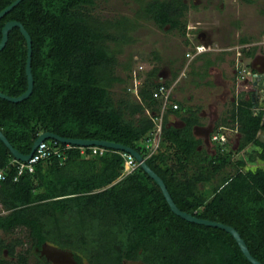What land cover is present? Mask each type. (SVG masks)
<instances>
[{"label":"trees","instance_id":"trees-1","mask_svg":"<svg viewBox=\"0 0 264 264\" xmlns=\"http://www.w3.org/2000/svg\"><path fill=\"white\" fill-rule=\"evenodd\" d=\"M12 1L0 0V10ZM96 3L20 0L0 17V38L7 20H19L28 31L33 76L26 98L0 97V130L23 153L45 130L133 147L163 179L180 209L232 225L264 264V167L244 171L232 158L249 143L264 146L257 139L264 127L262 110L256 113L240 93L229 110L235 142L218 143L210 154L198 148L201 140L192 135L196 111L171 93L157 146L148 155L146 144L162 105L153 92L171 82L158 79V65H153L137 92L131 83L124 84L133 70L129 60H118L121 48L116 45L130 39L133 26L124 16L96 13ZM187 8L185 0H147L139 12L159 28L184 33ZM256 48L241 49L250 57ZM25 61V37L13 26L0 49L1 92L16 96L26 89ZM118 84L119 92L114 89ZM172 112L182 114L184 126L167 124ZM13 157L0 139V168L7 173L0 179V264H30L31 257L33 264H49L36 250L42 242L71 250L78 264H122L124 259L141 264H252L225 229L175 214L157 182L139 164L127 172L115 148L99 153L72 146L64 156L39 160L33 171L16 179V164L9 162ZM229 164L234 170L225 175L221 171Z\"/></svg>","mask_w":264,"mask_h":264},{"label":"rangeland","instance_id":"rangeland-1","mask_svg":"<svg viewBox=\"0 0 264 264\" xmlns=\"http://www.w3.org/2000/svg\"><path fill=\"white\" fill-rule=\"evenodd\" d=\"M145 1L147 0H97L94 9L103 17L124 16L129 21V25L133 26L128 31L130 39L126 40V43L116 45L117 48H121L118 53V60L125 63L129 60L131 63L132 76L129 74L130 77L124 84L129 85L131 83L130 87L133 92H137L146 72L153 65L159 66L157 77L159 74L164 77L165 70H162L165 68L164 66L174 64L177 66V71L174 69L173 74L181 71V77L177 81L179 83L173 81V78L168 79L173 84L172 93H177L179 98L180 96H187L190 92L196 97L199 96L200 99L202 97L207 98V91L202 92L199 88L193 90L191 84H186V80L193 76L190 67L183 69L181 67L182 62L187 57L185 52H191L196 43H203L202 41L208 40L207 49H221L223 47L232 48L234 54L239 52L237 55L241 65L238 68H241L246 67L245 65L249 60L241 48L255 45L256 51L258 48L264 49V0H185L188 8L185 12L184 33L179 29L168 30L167 26L163 28L156 26L151 19L139 12L140 6ZM241 37H247L249 41L240 42L239 38ZM219 52L221 53L222 50ZM208 55L210 54L205 56ZM137 63L142 64L143 69L138 70ZM117 71L125 77L124 69L119 67ZM240 74L238 69V73L233 78L237 77V80H241ZM120 87L121 84H118L114 89L119 92ZM179 91L183 95L179 94ZM229 97L228 95L227 103ZM235 136L236 134L230 138V141H235ZM228 170L233 171L234 168L227 165L221 172L226 175ZM218 179L216 177L213 181H218ZM34 260L35 258L31 257L29 263L33 264Z\"/></svg>","mask_w":264,"mask_h":264},{"label":"crops","instance_id":"crops-1","mask_svg":"<svg viewBox=\"0 0 264 264\" xmlns=\"http://www.w3.org/2000/svg\"><path fill=\"white\" fill-rule=\"evenodd\" d=\"M202 42L206 45L209 41ZM193 50L194 47L192 48V51L189 52L192 55ZM220 50H222L221 53L219 52ZM255 52L257 53L256 50L254 53ZM238 53L239 52L234 54L232 48L227 49L222 47L221 49H207L195 54L193 57H186L184 62H182L183 65L181 64L182 69L190 67L193 76L186 80V84H191L193 90L199 88L202 92L207 91L208 96L207 98L202 97L200 99L199 96L196 97L195 94L191 92L188 93L187 96H180V98L179 95L174 92L173 96L176 95V99L184 101L192 110L196 111L197 122L191 127L192 135L201 140L198 148H204L205 150H203L210 154L214 152V148L218 143H222L221 140L218 141L217 139H213V134L222 132L229 139L237 134L235 123L229 121V110L232 107L233 102L236 101L238 95L244 92L245 89V82L243 80H237V77L233 78L234 75L238 73L239 68L237 63L241 62L238 58ZM207 54L210 55L205 56ZM164 67L165 68L162 70H165V75L164 77H161L162 75L159 74L158 79L165 80L173 78L172 71L176 69L177 66L174 64H172V66L171 64H168ZM159 72L162 73V71ZM180 74L181 71L177 72V76L173 81L176 80L177 82L181 77ZM195 78H197V80H195ZM179 94L183 95L180 91ZM228 95L230 97L227 103L226 99ZM212 104H214V106H212ZM181 115V113H168L166 117L167 124L175 127L184 126V120Z\"/></svg>","mask_w":264,"mask_h":264},{"label":"water","instance_id":"water-1","mask_svg":"<svg viewBox=\"0 0 264 264\" xmlns=\"http://www.w3.org/2000/svg\"><path fill=\"white\" fill-rule=\"evenodd\" d=\"M18 1H20V0H13L9 4H7L4 8H2L0 10V17L3 16L7 11H9ZM13 26L19 27V30L23 34V36L25 37V41H26L25 73H26V77H27V87L22 93H20L16 96L8 95V94L0 91V97L8 99L10 101H19V100L26 98L31 93L32 87H33V76H32L31 67H30L31 37H30L28 31L26 30V28L23 26V24L19 20H14V19L7 20L1 28L0 49L4 46V44L7 40L9 29H11ZM244 82H245L244 84H250L251 87H258V88L262 87L263 83H264V69L252 72L247 78L244 79ZM260 107L263 108L264 106L261 105L259 107H256L257 108L256 113L259 111ZM252 108L253 109L255 108L253 99H252ZM262 123L264 124V120H262ZM48 138L55 139L59 142L70 143V144H75V145H103L106 147L120 149V150H124V151L131 153L136 158V160L138 161V164L157 182V184L159 185L170 209L175 214H178L181 217H183L184 219L189 220V221L203 223L206 225L217 226V227L225 229L226 231H228L229 233H231L234 236V238H235L236 242L238 243L241 251L243 252V254L247 257V259L252 264H263L260 260H258L256 257H254L250 253L248 246L246 245L244 239L240 236V233L232 225L226 224L224 222L217 221V220L199 217V216L194 215L190 212H187V211L180 209L176 205L174 200L172 199L163 179L153 169H151L149 167V165L147 164V162H146L145 158L142 156V154L139 151H137L136 149H134L133 147L125 145V144L120 143V142L109 141V140H105V139L65 137V136H61L57 133L45 130V131L40 132L38 134V136L35 138V140L32 143L30 151L28 153H23V152L19 151L18 149H16L10 143V141L7 139V137L3 134V132L0 130V139L9 148L12 155L18 159H21V160H25V159L29 158L30 155L32 154L33 150L37 146V144L41 140L48 139ZM257 139L261 142H264V129L261 131L260 130L258 131ZM256 147H258V145H256L255 143H250V144H248V146H246L244 148L243 151L250 153V152H252V148H256ZM245 158L248 159L247 154L245 155ZM238 159L243 160L241 153L238 155ZM258 161L260 163L258 166L264 167V160L259 158ZM251 163L253 165H255V166L251 167V170H255L257 165L255 164L254 161H251ZM36 250L39 251V255H42L45 258L50 259L54 263L78 264L77 261L75 260L74 256H73V253L71 250L58 247V246L51 244L49 242H42L40 247L39 248L37 247ZM140 263H141L140 260H135V259H125L122 262V264H140Z\"/></svg>","mask_w":264,"mask_h":264},{"label":"built area","instance_id":"built-area-1","mask_svg":"<svg viewBox=\"0 0 264 264\" xmlns=\"http://www.w3.org/2000/svg\"><path fill=\"white\" fill-rule=\"evenodd\" d=\"M208 48V45H205L204 43H198L195 44L194 46V50H193V55L189 52L186 53L187 57H193L195 54L200 53L205 51ZM138 64V70L143 69V65L140 63ZM238 67L239 65H241V62L237 63ZM239 71L241 72L240 77L241 80L244 81V79L246 78L244 73L245 69L243 67L239 68ZM135 78V76H133ZM176 81V80H175ZM173 84H169L168 86H165L163 84L159 85L158 90H155L153 92L154 96H158L159 98L162 99V105H161V110L160 113L158 114L157 117V122L155 125V132L153 134V137L151 138V140L148 141V143L146 144L149 152L148 155L156 148L158 140H159V136H160V130H161V117H162V111L165 108L166 104H168L170 102V94L172 93V89H173ZM244 86L246 87H250V84H244ZM173 107H176L177 104L173 103L172 104ZM213 139H217V140H221L223 141L225 139V135L224 133L220 132V133H215L212 135ZM72 146H79L81 148V150L83 151L84 146H88L92 149V152H103L104 150H106V146L103 145H75V144H70V143H64V145L58 144L57 141H54L52 144H49L47 141L41 140L37 146L35 147V149L33 150L32 154L30 155L29 158L25 159V160H21L18 159L16 157H13L9 162H14L16 164V173L14 175V179L17 178V176L23 172V171H28L31 172L34 170V165L35 163H37L39 160L48 158L50 156H64V151L65 149L72 147ZM117 152H119L123 158H124V165L126 168V171L129 172L131 170H133L137 165H138V161L136 160V158L129 152L124 151V150H120V149H115ZM6 168L2 167L0 168V179L4 178L6 176Z\"/></svg>","mask_w":264,"mask_h":264},{"label":"flooded vegetation","instance_id":"flooded-vegetation-1","mask_svg":"<svg viewBox=\"0 0 264 264\" xmlns=\"http://www.w3.org/2000/svg\"><path fill=\"white\" fill-rule=\"evenodd\" d=\"M246 67H243L245 69L244 75L247 78L252 72H255L257 70H261L264 69V49H257V53H253V56H251L249 58V60L247 61ZM247 74V75H246ZM244 96L246 98H248L251 103H252V99L254 102V109L256 111V107H259L261 105L264 106V83L263 86L258 88V87H246L244 89ZM262 110V120H264V107L259 109V111ZM264 127H262L261 129H259L260 131L263 130ZM258 133V132H257ZM230 141L229 138H227L225 136V139L222 141ZM259 141V140H258ZM235 142V141H234ZM260 143L264 144V142L259 141ZM255 143V142H252ZM235 144V143H234ZM233 144V142L231 143V146L235 148V145ZM250 144V143H249ZM256 145H258V147L256 148H252V152L248 153V152H244V148L246 146H248V144L246 146H244L242 149H240L238 152H234L232 155V158L235 160H239L240 164H238V166L240 167V169L246 171V170H251V167L255 166L251 163V161H254L255 164L257 165L256 169L259 168L260 166H258L260 163L258 161V159H262L264 160V146H262L261 144L255 143ZM242 154L243 160L238 159V155ZM248 155V159L245 158V155ZM231 165V164H229ZM232 166V165H231ZM233 167V166H232ZM234 168V167H233ZM255 169V170H256ZM254 171V170H253ZM42 256V255H40ZM44 257V256H43ZM44 260L47 261L49 264H61V263H54L52 262L50 259H47L44 257ZM125 260V259H124ZM123 260V261H124ZM135 260H139V259H135ZM141 264V263H140Z\"/></svg>","mask_w":264,"mask_h":264}]
</instances>
